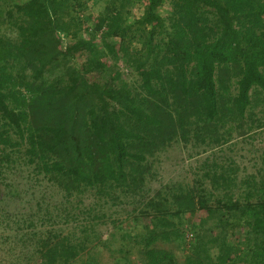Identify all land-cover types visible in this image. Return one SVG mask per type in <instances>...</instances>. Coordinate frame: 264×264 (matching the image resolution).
Segmentation results:
<instances>
[{"label":"trees","instance_id":"obj_1","mask_svg":"<svg viewBox=\"0 0 264 264\" xmlns=\"http://www.w3.org/2000/svg\"><path fill=\"white\" fill-rule=\"evenodd\" d=\"M90 1L101 4L103 24L87 17ZM141 2L0 0V28L8 29L0 33V182L25 166L66 202L92 192L113 205L121 197L137 205L153 162L173 142L218 147L264 126V0H168L165 15L164 0H146L132 17ZM114 44L128 78L108 62ZM219 158L228 163L206 158L194 186L143 203L139 217L153 228L128 241L142 246L138 264H179L154 243L183 241L182 217L199 211L194 227L204 232L194 231L186 264H264V165L240 178L231 157ZM8 194L20 196L16 186ZM36 204L49 221V205ZM77 214L62 208L56 215L71 222ZM90 218L66 234L46 230L38 239L42 264H75L88 254L100 216ZM234 244L245 255L235 256ZM90 259L81 264H96Z\"/></svg>","mask_w":264,"mask_h":264},{"label":"rangeland","instance_id":"obj_2","mask_svg":"<svg viewBox=\"0 0 264 264\" xmlns=\"http://www.w3.org/2000/svg\"><path fill=\"white\" fill-rule=\"evenodd\" d=\"M24 1V0H18ZM146 0L134 5L131 8L132 17H139L143 13ZM91 11L87 17L91 23L103 24L101 16V4L90 1L88 3ZM170 11L168 0H164V4L159 9L162 15ZM87 22L88 25L91 23ZM84 21V26H88ZM8 29L5 26L0 28V33L6 32ZM91 38V36L87 35ZM94 40V38H93ZM95 41L101 43L98 34ZM65 41H63L62 46ZM108 62L116 63L117 66L124 69L126 76L125 65L121 61L122 50L117 44L109 48ZM84 57H79V63ZM96 75H90V79L94 80ZM231 92H236L235 84H232ZM254 96V92L251 93ZM259 109V108H258ZM257 109V111H258ZM261 116V114H259ZM264 120V117H263ZM254 135V136H253ZM239 136L234 134L232 139L224 145L218 147H204L196 145L194 141L184 144L181 141L173 142L168 148L160 152L153 162L150 176H147L145 182V198H141V203L134 205L132 199L121 197L122 201L113 205L110 202L97 199L90 192H85L80 198L75 197L69 202H66L63 195L54 186L43 178L40 182H36L28 176L29 168L21 166L6 173V177L0 182V264H42V258L38 253L39 237L44 235L48 229H56L62 234L68 233L71 228L78 223L91 221V216H100L98 220H94V231L98 236L91 244V249L88 254H83L77 259L75 264H81L82 260H91L90 257L96 260V264H112L119 261L121 258H128L130 264H138L142 254L138 249L142 246L131 247L128 243L133 234H144L147 229L153 228L148 217H139V210L150 197L156 196L157 192L163 194L172 190V188L181 186H194L195 179L201 176L204 168L203 165L206 158L211 159L214 155L217 157V162L228 163L222 155L231 157L239 166L238 176L241 178L248 174L254 173L256 169L263 166L264 157V126L255 130L254 134ZM31 169V168H30ZM153 173V175L151 174ZM17 187L20 196H11L9 190ZM207 189L210 187L209 181L206 180L204 185ZM165 194V195H166ZM44 199L49 205L50 219L47 222H42L41 218H46L45 208H37L39 200ZM78 209L89 210V214L79 213L78 209L72 207L77 204ZM66 208L69 212L77 214L76 221H65L64 217L57 216L60 210ZM133 208H136L133 209ZM138 208V209H137ZM59 212V213H57ZM65 210L62 215H65ZM203 212L199 211L193 214H187L182 217V225L179 226L183 241L178 240H163L159 238L154 245L159 248H164L171 251L179 264H186V258L192 257L189 245L194 241V231L201 232L200 228L195 229L194 225H198ZM138 218V219H137ZM32 220L35 225L29 228L28 221ZM175 222L178 220L172 218ZM207 227L211 226L209 223ZM146 227V228H145ZM206 228V227H205ZM125 235L126 237L124 238ZM235 238L229 236L228 241L235 243ZM235 245V244H234ZM218 253L215 248L211 253ZM235 256L245 255V252L235 245ZM193 259V257H192ZM242 264V263H235Z\"/></svg>","mask_w":264,"mask_h":264}]
</instances>
